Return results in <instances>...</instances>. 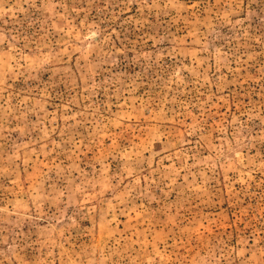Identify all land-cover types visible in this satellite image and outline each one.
Returning a JSON list of instances; mask_svg holds the SVG:
<instances>
[{"label": "rangeland", "instance_id": "obj_1", "mask_svg": "<svg viewBox=\"0 0 264 264\" xmlns=\"http://www.w3.org/2000/svg\"><path fill=\"white\" fill-rule=\"evenodd\" d=\"M0 264H264V0H0Z\"/></svg>", "mask_w": 264, "mask_h": 264}]
</instances>
